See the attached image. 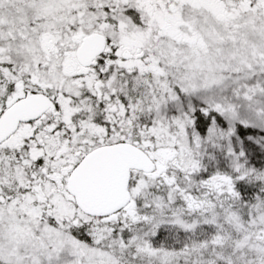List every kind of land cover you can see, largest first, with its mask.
Returning a JSON list of instances; mask_svg holds the SVG:
<instances>
[{
	"label": "snow or ice",
	"instance_id": "1",
	"mask_svg": "<svg viewBox=\"0 0 264 264\" xmlns=\"http://www.w3.org/2000/svg\"><path fill=\"white\" fill-rule=\"evenodd\" d=\"M0 264H264V0H0Z\"/></svg>",
	"mask_w": 264,
	"mask_h": 264
}]
</instances>
